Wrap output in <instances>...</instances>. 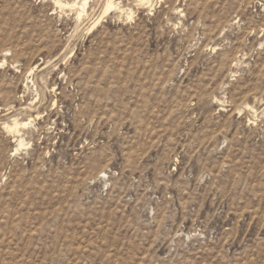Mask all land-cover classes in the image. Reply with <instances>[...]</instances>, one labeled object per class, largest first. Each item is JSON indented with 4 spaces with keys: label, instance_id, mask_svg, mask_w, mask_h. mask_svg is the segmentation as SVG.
Here are the masks:
<instances>
[{
    "label": "rangeland",
    "instance_id": "374dc122",
    "mask_svg": "<svg viewBox=\"0 0 264 264\" xmlns=\"http://www.w3.org/2000/svg\"><path fill=\"white\" fill-rule=\"evenodd\" d=\"M83 1L0 0V264H264V0Z\"/></svg>",
    "mask_w": 264,
    "mask_h": 264
},
{
    "label": "bare ground",
    "instance_id": "6f19581e",
    "mask_svg": "<svg viewBox=\"0 0 264 264\" xmlns=\"http://www.w3.org/2000/svg\"><path fill=\"white\" fill-rule=\"evenodd\" d=\"M86 1V0H85ZM85 1H83L84 3L83 4H81V12L78 14V18H80V16L84 13V8H85ZM142 1H144V0H142ZM87 2V1H86ZM141 2V1H140ZM56 4H58V5H61L58 1H56ZM106 8H105V11H104V13H107V12H109V10L110 9H112L113 8V4H112V2H107L106 4ZM68 6V5H67ZM66 7V6H65ZM69 7H72V5H70ZM100 20V19H99ZM93 26H95V25H93ZM15 124V123H14ZM15 126V125H14ZM13 126V128L11 127V128H9L10 129V131L12 132V133H17L18 132V130H16V127H17V125H16V127H14ZM21 127L22 128H25L26 127V124L25 123H22L21 124ZM7 129H8V127H7ZM20 146V145H19Z\"/></svg>",
    "mask_w": 264,
    "mask_h": 264
}]
</instances>
